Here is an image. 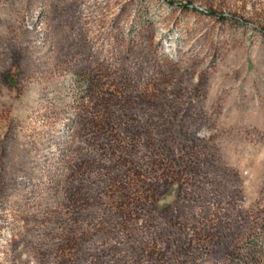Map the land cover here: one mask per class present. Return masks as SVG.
I'll list each match as a JSON object with an SVG mask.
<instances>
[{
    "label": "rangeland",
    "instance_id": "obj_1",
    "mask_svg": "<svg viewBox=\"0 0 264 264\" xmlns=\"http://www.w3.org/2000/svg\"><path fill=\"white\" fill-rule=\"evenodd\" d=\"M0 264H264V0H0Z\"/></svg>",
    "mask_w": 264,
    "mask_h": 264
},
{
    "label": "trees",
    "instance_id": "obj_2",
    "mask_svg": "<svg viewBox=\"0 0 264 264\" xmlns=\"http://www.w3.org/2000/svg\"><path fill=\"white\" fill-rule=\"evenodd\" d=\"M35 14H36V13H35ZM34 20H35V18L33 17V22L31 23V27H29V29L35 30L36 33L39 34L40 37H43V35L40 34V33L43 31V29H42L41 27H37L36 24H38V23H36L37 21L35 20V21H36V22H35ZM42 40H43V39H42ZM42 40H40V41H42ZM198 137H199V138H204V136H202L201 134L198 135Z\"/></svg>",
    "mask_w": 264,
    "mask_h": 264
}]
</instances>
